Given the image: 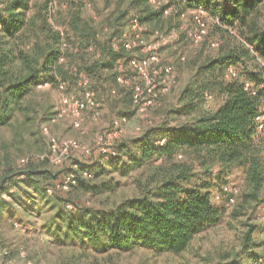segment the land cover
I'll use <instances>...</instances> for the list:
<instances>
[{
  "label": "trees",
  "instance_id": "1",
  "mask_svg": "<svg viewBox=\"0 0 264 264\" xmlns=\"http://www.w3.org/2000/svg\"><path fill=\"white\" fill-rule=\"evenodd\" d=\"M50 1L33 4L30 0H2L0 126L27 109L25 101L39 85L51 83L56 76L66 83L70 73H86L91 80L105 81V87L106 76L107 87L116 89V98L133 103L132 87L118 83L119 75L134 72L126 65L133 52L121 43L114 45L129 17V21L137 18L151 28L170 30L175 24L173 17L166 15L168 7L181 16L199 7L212 15L213 27L223 38L218 40L217 53H207L196 64L190 82L180 92L176 112L190 114L191 121L174 127L151 126L116 142L107 151L110 159L106 163L97 159L76 161L59 177L45 167L47 161L35 158L17 169L8 152L9 144H3L0 199L3 184L17 178L12 197L25 211L32 208L42 229L57 243L56 264H82L96 252L119 253L139 247L176 254L187 250L197 234L219 224L226 212L214 203V195L223 185L213 193L210 180L198 178L195 162L205 169L216 164L242 167L247 184L244 203L260 199L264 188V128L259 130L256 117L264 113V0H101L100 23L82 15L86 0H71L65 22L75 30L76 40L53 27L48 13ZM205 42L211 45L209 35L200 44ZM85 50H90L92 57ZM230 66L236 77L227 78ZM96 87L91 86L98 98ZM206 94L218 99L212 109L206 106ZM126 116L123 113L121 118ZM93 153L82 151L88 157ZM136 170L140 174L135 195L111 208L80 206L57 193L79 187L97 196L118 185L113 176L101 180L107 174L127 175ZM67 176L73 181L64 188ZM194 180L197 183L193 185ZM223 197L228 201L226 195ZM0 204L7 206L8 202ZM244 213L233 211L232 215ZM252 232L249 229L245 234L242 251L233 256L225 253L221 264H244L238 259L251 256L247 248ZM66 248L75 249L67 258ZM253 260L264 264L256 256Z\"/></svg>",
  "mask_w": 264,
  "mask_h": 264
},
{
  "label": "rangeland",
  "instance_id": "2",
  "mask_svg": "<svg viewBox=\"0 0 264 264\" xmlns=\"http://www.w3.org/2000/svg\"><path fill=\"white\" fill-rule=\"evenodd\" d=\"M43 0H30L31 3ZM83 6L82 15L100 23L101 15L98 8L102 7L101 0H86ZM71 0H51L48 6L49 19L53 27L65 34L67 38L76 40L75 30L66 25L65 19L69 14ZM3 5L0 0V6ZM167 16H172V24L175 26L170 30H161L145 27V39L148 44L157 47L161 56L162 65H173L172 75L156 74L157 96L152 105L143 109L140 105L130 101H123L116 98V89L106 87L105 81H96L86 73L68 75L69 81H61L56 76L52 82L39 86L33 95L25 101L26 110L18 112L11 122L0 126V155L3 154V144H9L8 152L13 157V162L18 168L25 167L29 159L35 158L47 161L45 167L58 173L59 177L64 175V170L70 169L73 163L80 161L87 163L90 160H101L107 162L110 159L108 150L111 145L121 142L127 138L139 135L145 128L157 125L167 127L178 126L186 121H191L190 114L178 113L179 95L194 74L196 64L207 53L215 54L217 46L208 45L207 42L194 43L187 37L191 28L195 25L191 14L185 16L177 15L173 7L166 10ZM107 14V12H106ZM209 26V41L222 40L220 31L213 27L214 18L211 14L203 13ZM103 17V16H102ZM130 17L122 28V34L131 33ZM264 23V16H263ZM122 36V35H121ZM121 37L116 39L118 41ZM72 42V40H70ZM79 42V41H76ZM221 44V41H220ZM219 44V45H220ZM87 55L91 52L85 50ZM132 56L146 63L147 71L153 70V64L148 61L146 52L138 49L132 50ZM164 63V64H163ZM77 72L76 68H73ZM134 71V70H133ZM152 73V72H151ZM127 78L118 83L123 86H130L137 82L142 83L139 74L130 72ZM84 79H89V88L97 85L98 106L88 108L82 115L79 127L73 125L72 115L54 118L63 108L62 99L66 96L83 97L85 88ZM127 80V82L124 81ZM93 81V83H92ZM109 86V85H108ZM106 88V89H105ZM84 89V90H83ZM92 89V88H91ZM96 94V93H95ZM206 106L212 109L217 97L206 94ZM126 113L125 118H121ZM49 127V133H45L44 127ZM52 137L55 138L56 146L53 147ZM91 149L93 156L88 157L82 154L84 149ZM100 149L102 153H100ZM157 163L160 162L156 161ZM198 171V178L210 180L213 186V193L217 192L223 185H232L239 188L240 194L237 201L228 204L226 198L214 195V203L225 208L223 220L205 231L197 234L190 247L182 253L176 254L167 251H153L145 247L135 248L129 251L96 252L88 261L82 260V264H221L222 255L242 251V243L245 234L249 229L251 240L248 245L249 258H239L244 264H256L253 257L256 256L259 263L264 257V188L261 190L260 199L250 204L244 203L243 193L247 190L245 171L242 167H225L220 164L209 165L206 169L199 162L194 163ZM139 171H132L127 175L116 173L107 174L101 180L107 181L110 176L118 183L112 191L103 192L92 196L90 192H84L81 188H70L67 191L57 190L59 195L65 198L74 199L80 206L92 208H111L123 198L131 197L136 193V178ZM18 177V176H17ZM197 178V179H198ZM17 178H12L4 183L1 191L0 203L6 201L7 206L0 204V249L9 251L5 256V264H56L58 249L56 242L47 232L42 229V223L35 213L25 211L22 205L12 197ZM60 181H58L59 183ZM20 183V182H19ZM18 183V184H19ZM196 180L192 184H196ZM17 184V185H18ZM222 186V187H223ZM25 202V200H23ZM27 202V201H26ZM244 204L245 208H241ZM2 205V206H1ZM251 205V206H250ZM34 207V206H31ZM67 210L69 209L65 206ZM233 211L245 212L240 216H233ZM45 217V216H44ZM66 258L75 249L66 248ZM96 257V258H94ZM93 262V263H92Z\"/></svg>",
  "mask_w": 264,
  "mask_h": 264
},
{
  "label": "built area",
  "instance_id": "3",
  "mask_svg": "<svg viewBox=\"0 0 264 264\" xmlns=\"http://www.w3.org/2000/svg\"><path fill=\"white\" fill-rule=\"evenodd\" d=\"M158 1V0H153ZM188 12L192 15L194 20V27L191 28L188 32V36L194 43H201L206 36L209 34V28L206 19L203 16V13L206 11L199 7H194L188 9ZM186 13H183L182 16H185ZM121 43L125 49L128 51H132L138 49L140 51L146 52L148 55V61L150 64H153V70L151 72L147 71L146 63L136 56H132L129 61L127 62V66L130 67L132 70L137 72L139 76L142 78V83L137 82L133 85V100L134 103L140 105L143 109L152 105L153 101L157 96V81L155 78L156 74H165V75H172L174 67L173 65H162L160 62L162 61L161 56L158 52L157 47L148 44L145 39V27L144 25L137 19L133 18L131 20V33L122 34L121 38L115 42V46L117 47L118 44ZM217 42L214 41L211 43L212 46H217ZM65 45V44H64ZM64 58L61 57V61ZM164 64V63H163ZM125 64L122 63L121 67ZM227 78L236 77L235 69L230 66L227 71ZM123 78H127L126 76L119 75L118 80L122 81ZM127 82L126 79H124ZM48 83V82H46ZM44 83V84H46ZM89 79H84L83 87L85 88L84 96L77 97V96H64L62 99L63 108L58 112L54 120L59 117L72 115L73 117V125L75 127H79L82 120L83 113L88 108H93L98 106L97 97L95 91L89 88ZM41 84L39 86H42ZM246 88L250 89L249 84H246ZM255 93V91H253ZM264 118V113L258 115L256 119L260 122L259 123V130L264 128V123L262 119ZM45 133H49V127H44ZM53 147L56 146L55 138L52 137ZM91 149H84L85 153H90ZM72 176H67L65 178L63 187L67 188L70 182L73 181ZM239 194V188L232 185H224L221 189V192L216 195V198H220V196L226 195L228 199V204H233L236 202L237 195ZM8 254L7 251L0 249V264H5V256Z\"/></svg>",
  "mask_w": 264,
  "mask_h": 264
}]
</instances>
